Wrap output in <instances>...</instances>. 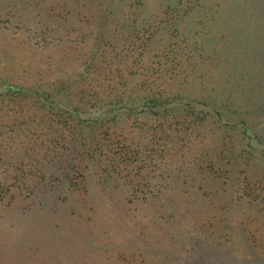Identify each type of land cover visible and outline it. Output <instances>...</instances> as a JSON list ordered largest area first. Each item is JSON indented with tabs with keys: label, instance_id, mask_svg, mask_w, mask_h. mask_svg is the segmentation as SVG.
I'll return each instance as SVG.
<instances>
[{
	"label": "rangeland",
	"instance_id": "1",
	"mask_svg": "<svg viewBox=\"0 0 264 264\" xmlns=\"http://www.w3.org/2000/svg\"><path fill=\"white\" fill-rule=\"evenodd\" d=\"M0 264H264V0H0Z\"/></svg>",
	"mask_w": 264,
	"mask_h": 264
},
{
	"label": "trees",
	"instance_id": "2",
	"mask_svg": "<svg viewBox=\"0 0 264 264\" xmlns=\"http://www.w3.org/2000/svg\"><path fill=\"white\" fill-rule=\"evenodd\" d=\"M2 88H3V90L7 91V93H13V94H30V95L38 98L42 102H46L47 101V100H45L46 97L44 96L43 92L40 91V90H37V89H34V90L30 91V90H26V89H23L21 87H16V86H12V85H4ZM243 136L245 138H247L249 141L251 140V137L248 136V134L246 133V131L243 132ZM171 258L172 259H175V256L172 255Z\"/></svg>",
	"mask_w": 264,
	"mask_h": 264
}]
</instances>
